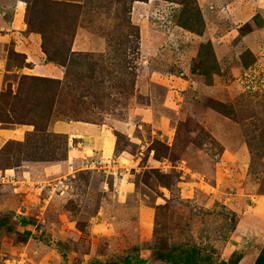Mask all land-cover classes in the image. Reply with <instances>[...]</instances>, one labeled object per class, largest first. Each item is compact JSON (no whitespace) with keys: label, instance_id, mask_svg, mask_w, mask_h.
<instances>
[{"label":"rangeland","instance_id":"rangeland-1","mask_svg":"<svg viewBox=\"0 0 264 264\" xmlns=\"http://www.w3.org/2000/svg\"><path fill=\"white\" fill-rule=\"evenodd\" d=\"M197 9L204 25L180 27ZM203 45L214 54L205 61ZM57 122L108 124L119 150L145 145L139 164L154 149L156 169L136 173L95 153L76 179L24 178V164L67 161ZM113 173L129 176L151 230L117 228L119 217L141 218L118 204ZM0 177V218L12 228L0 229V264H96L135 247L147 264H166L154 248L192 244L217 262L256 258L264 0H0ZM138 232L148 241L136 244Z\"/></svg>","mask_w":264,"mask_h":264},{"label":"crops","instance_id":"crops-1","mask_svg":"<svg viewBox=\"0 0 264 264\" xmlns=\"http://www.w3.org/2000/svg\"><path fill=\"white\" fill-rule=\"evenodd\" d=\"M116 129L115 131H120L122 135H129L130 132L133 130L132 128H127L125 122H119V124H115ZM132 129V130H131ZM52 131L55 134H61V135H67L69 137L67 148H68V157L67 161L65 163H59V164H49V163H35L33 165H28L24 164L22 167L24 178H31L32 181H35V183H40V181H48L50 180L49 178H52L51 176L53 175H61V174H67L70 177H73V179H76V174L81 173V172H89L90 170L87 169L88 165L90 164L87 161V157H90L91 155L96 154H101L100 156L108 157V158H114L115 161L120 165V167L123 169L125 164L130 165L135 169L136 173H140L141 171L145 169H156V166H154L155 161V151L152 149L149 152L148 155V162L145 164L143 163H138V159L143 160V155H144V149L145 145L144 144H135L137 147H139L138 154L135 155L133 153H130L127 151V149H121L119 150L120 146L118 144V140L114 135H112V129L109 127L108 124H92V123H81V122H73V123H63V122H57L54 124ZM169 134V133H168ZM128 137V136H127ZM129 139V138H128ZM97 156V155H96ZM82 168V170H74V168ZM127 166H125L126 168ZM93 173V172H92ZM95 174V173H93ZM93 174H91L93 176ZM115 173L112 175V181H116L115 185L118 186V189L121 190L120 193L121 196H124L125 202L118 203L123 209H125L127 206L130 207V210L127 212L128 214L134 215V213L137 211V215H139V218L135 223H131L124 219L125 216L122 218L119 217L117 219V228L123 226L124 228L126 227H137L138 229H144L146 228V231H149L153 228V224L151 220H149V215H151V209L142 208L141 206H134V203L132 202V192L135 189V186L132 185V181H130L129 176L126 174H121L124 177L122 179L119 178H113ZM88 175V173H87ZM66 176V175H65ZM180 181H178L179 183ZM182 184L185 185L183 182ZM126 185V189L124 190L123 186ZM107 187L108 184L106 185ZM104 188L106 191H109V188ZM110 192V191H109ZM65 194V193H64ZM63 193L60 195V197L64 195ZM56 197V198H60ZM113 209V208H112ZM139 212V213H138ZM256 212L258 215H260L258 218L262 217L264 219V195L258 197V204L256 207ZM129 215V216H130ZM128 216V217H129ZM143 216H146L148 218L147 221L145 219H142ZM246 219L244 218L243 221L245 220L248 221L250 218L246 215ZM257 218V223H259ZM129 224L128 226H125L124 223ZM121 224V226L119 225ZM123 224V225H122ZM97 228V227H96ZM258 228L262 227L258 225ZM263 230H264V224H263ZM240 231V230H239ZM238 236L240 234L236 233ZM245 235V234H244ZM148 236L146 238H143L142 233H137L134 237L136 244L143 243L144 241H148ZM235 238V237H234ZM233 238V239H234ZM146 239V240H145ZM239 238H235V240L230 243L232 244V247L237 249V246L241 247V245H237L234 243L239 242ZM259 256V254H258ZM257 256V257H258ZM256 258H251V257H244L242 259V264H255ZM222 260L228 261V258H225L223 256Z\"/></svg>","mask_w":264,"mask_h":264},{"label":"trees","instance_id":"trees-1","mask_svg":"<svg viewBox=\"0 0 264 264\" xmlns=\"http://www.w3.org/2000/svg\"><path fill=\"white\" fill-rule=\"evenodd\" d=\"M182 12H184V14L188 13L186 8H184ZM184 21L187 23L180 24V27L188 31H192L190 26L194 24L198 26L204 25L203 18L199 9H197L195 12H191V18ZM212 50V45H203L201 47L200 53L203 61L209 59V53L213 57L214 54L210 52ZM205 52H208V54H204ZM251 52L250 54H252ZM245 65L249 66L250 64ZM218 71L219 67H216V71L213 74H217ZM9 223L10 220L8 217L0 218V229L8 228L11 230L12 228ZM24 223L27 224L28 222ZM140 254V248L135 247L132 249L131 252H128L118 260H111L106 262L97 261L96 264H147V261L142 259ZM153 255L156 260L164 262L166 264H241L242 259V256L234 254L227 262H217L214 260L212 255L206 253L205 250L198 244L177 245L173 247L161 246L158 248H154ZM255 264H264V249L260 252L259 256L257 257Z\"/></svg>","mask_w":264,"mask_h":264},{"label":"built area","instance_id":"built-area-1","mask_svg":"<svg viewBox=\"0 0 264 264\" xmlns=\"http://www.w3.org/2000/svg\"><path fill=\"white\" fill-rule=\"evenodd\" d=\"M6 178L5 177H0V183L1 181H4Z\"/></svg>","mask_w":264,"mask_h":264}]
</instances>
